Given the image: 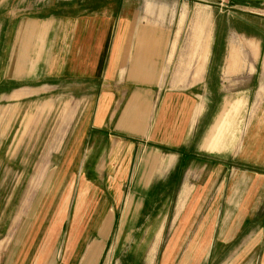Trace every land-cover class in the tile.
I'll return each mask as SVG.
<instances>
[{"label":"crops","instance_id":"crops-1","mask_svg":"<svg viewBox=\"0 0 264 264\" xmlns=\"http://www.w3.org/2000/svg\"><path fill=\"white\" fill-rule=\"evenodd\" d=\"M259 1L230 0L229 20L252 25ZM218 3L0 0L10 119L26 101L45 102L42 117L79 103L59 117L65 188L27 224L5 206L0 264H264V81L211 111L214 68L228 58L215 19L204 21ZM180 62L202 80L174 85Z\"/></svg>","mask_w":264,"mask_h":264},{"label":"rangeland","instance_id":"rangeland-1","mask_svg":"<svg viewBox=\"0 0 264 264\" xmlns=\"http://www.w3.org/2000/svg\"><path fill=\"white\" fill-rule=\"evenodd\" d=\"M258 3L253 12L264 13V1ZM230 4V0H219L214 9L215 14L210 10L209 14L204 17L207 26H209V20L213 21L215 19L214 36L219 38L222 43L220 53H224L228 57L225 67L222 66L223 62H217L214 68L217 77L212 78L213 85L217 89L216 93H212L210 98V101H212L211 111L216 108L217 113L224 106L221 101L224 96L230 98L240 96L241 94L238 92L248 89L250 85L264 81V68L261 66L264 56V17L256 16L253 13L256 17H253L252 25L237 26L228 18V11L231 10ZM230 51L240 53L241 57L238 60L236 59L237 65L234 67V72L227 69L231 57L227 56V53ZM194 65L191 62L175 64L172 77L177 78L175 80L171 79V82L176 86H180V84L181 86H189L202 80L184 77L191 74ZM222 72H224V75H222ZM65 90L66 94L70 93L67 89ZM46 97L47 95H43L34 99L40 102L45 100ZM30 103V101H26L22 114L14 120L10 119L11 108L8 105L9 103L0 104V213L10 203L11 208L8 217L12 219L13 215L18 213L19 216H23L21 224L29 222L33 210L39 208L43 210V208L49 206L47 197L50 193L65 188L66 184L63 180L64 176L67 175V169H63L57 164L59 161L57 159L58 151L64 139L63 135H57L60 123L59 117L66 104L73 108L79 104L74 101L57 103L49 116L42 117L41 114H37L43 110L42 108L46 103L40 105H31ZM26 104L30 105L28 109L34 111L33 116L37 119H34L33 122L32 120L29 121L28 127L23 130L22 118L28 111ZM250 115V111H245L242 114L243 125H246L251 117ZM38 116H41V118L39 119ZM243 128L236 131V141L241 135L243 136Z\"/></svg>","mask_w":264,"mask_h":264}]
</instances>
